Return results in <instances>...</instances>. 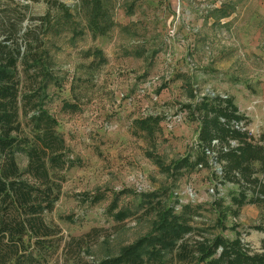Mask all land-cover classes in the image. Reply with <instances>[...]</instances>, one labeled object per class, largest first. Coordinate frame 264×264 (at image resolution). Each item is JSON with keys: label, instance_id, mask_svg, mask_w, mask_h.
Returning <instances> with one entry per match:
<instances>
[{"label": "rangeland", "instance_id": "374dc122", "mask_svg": "<svg viewBox=\"0 0 264 264\" xmlns=\"http://www.w3.org/2000/svg\"><path fill=\"white\" fill-rule=\"evenodd\" d=\"M62 1L58 10L26 0L32 16L47 19L39 105L75 160L60 174L62 192L47 222L64 240L99 228V240L81 254L91 264L151 233L170 205L179 211L189 203L198 230L228 238L239 231L263 251L264 233L251 226L264 219V206L247 204L233 215L237 186L222 183L221 165L180 163L198 155L200 123L187 105L205 94L232 96L251 133L264 130V0H101L99 15L93 4ZM152 114L163 117L154 143L133 124ZM22 125L31 135L25 116ZM20 164L27 165L24 155ZM64 251L56 264L65 262Z\"/></svg>", "mask_w": 264, "mask_h": 264}, {"label": "trees", "instance_id": "16d2710c", "mask_svg": "<svg viewBox=\"0 0 264 264\" xmlns=\"http://www.w3.org/2000/svg\"><path fill=\"white\" fill-rule=\"evenodd\" d=\"M76 2L93 4L99 15L101 0ZM48 3L58 10L64 7L62 0ZM29 9L26 0H0V264H56L62 249V264H85L82 251L99 240V228L64 240L61 229L46 220L62 192L60 174L75 160L67 154L56 119L39 105L47 75V19L32 16ZM187 106L200 123L199 152L193 162L184 158L181 166H209L211 159L221 165L222 183L237 186L230 191L229 210L235 216L244 205L264 206V130L257 136L251 133V120L230 95L205 94ZM24 116L31 135L23 132ZM162 123L163 117L156 114L140 117L134 120V131L154 143ZM21 155L27 158L24 168ZM176 207L164 211L151 233L91 264H264V250L253 251L239 231L232 238L211 235L193 226L196 207ZM116 217L124 220L127 213L119 211ZM251 228L264 233V219Z\"/></svg>", "mask_w": 264, "mask_h": 264}]
</instances>
